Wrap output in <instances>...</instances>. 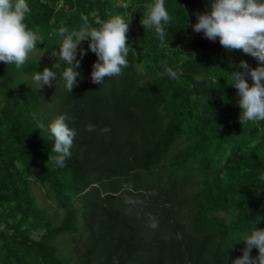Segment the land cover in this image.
Returning <instances> with one entry per match:
<instances>
[{"label":"trees","instance_id":"1","mask_svg":"<svg viewBox=\"0 0 264 264\" xmlns=\"http://www.w3.org/2000/svg\"><path fill=\"white\" fill-rule=\"evenodd\" d=\"M26 2L37 49L21 68L0 62V264H232L244 248L234 242L264 229V121L241 125L227 72L264 64L240 50L197 48L177 0H165L169 47L140 23L153 0ZM114 15L130 22L128 67L94 84L97 56L83 41L67 92L53 68L63 65L52 56L59 29ZM45 68L57 79L37 90L33 73ZM60 115L76 132L64 167L47 131Z\"/></svg>","mask_w":264,"mask_h":264},{"label":"clouds","instance_id":"2","mask_svg":"<svg viewBox=\"0 0 264 264\" xmlns=\"http://www.w3.org/2000/svg\"><path fill=\"white\" fill-rule=\"evenodd\" d=\"M144 7V19L140 21L142 27L153 30L161 46L169 47L164 26L172 18L166 10L165 0H153ZM30 11L26 0H0V62L21 68L30 53L37 49L40 37L24 23ZM194 15L197 22L192 30L195 33L202 32L205 38L213 42L219 38L220 45L225 49L240 50L264 64V0H211L209 12H197ZM81 20L78 30L69 32L63 27L59 29V51L52 52L53 57L63 61V65L57 62L53 68L61 70L59 79L64 81L67 92L72 91L80 76L75 69L80 67L78 51L81 59L86 55V51L80 47L83 41L89 42L88 50L97 56V62L92 65L91 80L98 85L103 84L106 77L121 75L122 70L128 67L127 57L132 51L126 36L130 22L122 15H114L106 20L97 19L95 24L98 27H94L87 16H82ZM166 72L172 78L177 76L172 68H166ZM227 74L230 86L238 91L240 97L241 125L264 121V66L249 70L248 63L241 61ZM246 75L253 82L251 86L245 79ZM55 79L57 71L49 68H45L42 73L34 72L32 76L37 90L50 85ZM69 119L67 115H60L47 126V131L54 139L52 151L56 156L53 162L58 167H64L72 154L70 150L76 132L66 123ZM38 129L44 130L45 125L39 124ZM88 130L92 131L93 126L89 125ZM260 179L264 181V175ZM152 226L155 227V223ZM234 243H242L244 248L242 255L234 259L232 264H264V229L255 227L243 235L240 242ZM232 246L233 243L229 248ZM253 249L258 252L256 257L251 255Z\"/></svg>","mask_w":264,"mask_h":264},{"label":"water","instance_id":"3","mask_svg":"<svg viewBox=\"0 0 264 264\" xmlns=\"http://www.w3.org/2000/svg\"><path fill=\"white\" fill-rule=\"evenodd\" d=\"M180 4L184 5L187 14L191 20V26L197 22L194 13L199 12L200 14L207 13L204 0H177ZM195 46L201 50L211 51L214 48L222 47L221 45L213 44L212 41L204 37L203 33H197L195 40Z\"/></svg>","mask_w":264,"mask_h":264},{"label":"rangeland","instance_id":"4","mask_svg":"<svg viewBox=\"0 0 264 264\" xmlns=\"http://www.w3.org/2000/svg\"><path fill=\"white\" fill-rule=\"evenodd\" d=\"M196 35H197V33H195L193 30H191L189 41L195 39ZM36 193L40 197V201H41L42 205L49 207L50 214L59 218L61 216V213L57 210V208L53 204V202L47 197L42 199V197H44L46 195L45 190L43 188H37L36 187Z\"/></svg>","mask_w":264,"mask_h":264}]
</instances>
